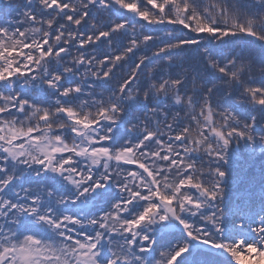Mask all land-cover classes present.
Masks as SVG:
<instances>
[{"label": "snow or ice", "instance_id": "6c2138e0", "mask_svg": "<svg viewBox=\"0 0 264 264\" xmlns=\"http://www.w3.org/2000/svg\"><path fill=\"white\" fill-rule=\"evenodd\" d=\"M241 141L264 0H0V264H264L224 207Z\"/></svg>", "mask_w": 264, "mask_h": 264}, {"label": "trees", "instance_id": "16d2710c", "mask_svg": "<svg viewBox=\"0 0 264 264\" xmlns=\"http://www.w3.org/2000/svg\"><path fill=\"white\" fill-rule=\"evenodd\" d=\"M240 43L239 40L236 41ZM233 182L224 199L225 210L239 219L258 222L264 215V150L257 144H233L228 163L220 165Z\"/></svg>", "mask_w": 264, "mask_h": 264}, {"label": "clouds", "instance_id": "9594fccd", "mask_svg": "<svg viewBox=\"0 0 264 264\" xmlns=\"http://www.w3.org/2000/svg\"><path fill=\"white\" fill-rule=\"evenodd\" d=\"M225 176H226V173H225Z\"/></svg>", "mask_w": 264, "mask_h": 264}]
</instances>
